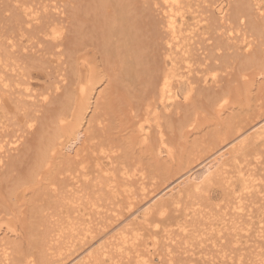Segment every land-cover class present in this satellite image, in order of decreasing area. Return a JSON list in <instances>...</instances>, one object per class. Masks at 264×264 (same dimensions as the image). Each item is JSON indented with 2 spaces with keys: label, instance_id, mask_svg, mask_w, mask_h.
<instances>
[{
  "label": "bare ground",
  "instance_id": "6f19581e",
  "mask_svg": "<svg viewBox=\"0 0 264 264\" xmlns=\"http://www.w3.org/2000/svg\"><path fill=\"white\" fill-rule=\"evenodd\" d=\"M141 1L0 0V264H264V0Z\"/></svg>",
  "mask_w": 264,
  "mask_h": 264
},
{
  "label": "rangeland",
  "instance_id": "374dc122",
  "mask_svg": "<svg viewBox=\"0 0 264 264\" xmlns=\"http://www.w3.org/2000/svg\"><path fill=\"white\" fill-rule=\"evenodd\" d=\"M138 1H139V2H138ZM141 2H142L141 0H137V2H136V4L138 5L137 7H138V8H139V7H140V8H145V7H143V6H144L143 4L140 5ZM138 3H140V4H138ZM139 5H140V6H139ZM151 6H153V5H151ZM157 6H158V5H157ZM157 6H154V7H157ZM150 9H151V8H150ZM141 10H142V11H141L140 13H141V15H142V17H143V16L145 15V13L148 14V15H150V14H151L150 11H151L152 9L149 10V9H147V7H146L145 10H144V9H141ZM143 10H144L145 13H143ZM147 11H149L150 13L147 12ZM143 14H144V15H143ZM146 16H147V15H146ZM34 82L39 84V81L36 79V77H35V79H34ZM36 86H37V85H36ZM115 97H116V96H115Z\"/></svg>",
  "mask_w": 264,
  "mask_h": 264
}]
</instances>
